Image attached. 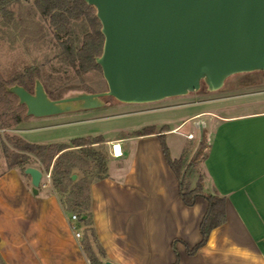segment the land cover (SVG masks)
Listing matches in <instances>:
<instances>
[{"label": "crops", "instance_id": "1", "mask_svg": "<svg viewBox=\"0 0 264 264\" xmlns=\"http://www.w3.org/2000/svg\"><path fill=\"white\" fill-rule=\"evenodd\" d=\"M202 114L169 126L165 141ZM103 143L109 149L106 174L91 181L90 199L104 262L172 264L176 240L178 264H264V108L217 115L203 167L206 186L225 197L226 221L193 255L185 245L200 241L207 201L197 197L193 206L181 201L157 133L120 135ZM175 146L177 158L182 145ZM80 243L54 191L40 184L33 194L17 168L0 173L4 264H89Z\"/></svg>", "mask_w": 264, "mask_h": 264}, {"label": "water", "instance_id": "2", "mask_svg": "<svg viewBox=\"0 0 264 264\" xmlns=\"http://www.w3.org/2000/svg\"><path fill=\"white\" fill-rule=\"evenodd\" d=\"M84 1L101 25L104 39L95 62L107 89L52 98L39 79L32 92L8 86L27 116L102 107L105 96L154 102L197 91L202 83L215 91L231 75L264 72V0ZM24 173L36 194L42 171L28 166Z\"/></svg>", "mask_w": 264, "mask_h": 264}, {"label": "rangeland", "instance_id": "3", "mask_svg": "<svg viewBox=\"0 0 264 264\" xmlns=\"http://www.w3.org/2000/svg\"><path fill=\"white\" fill-rule=\"evenodd\" d=\"M6 9L9 12L0 9V74L4 82L11 85L15 76L22 73L24 69L38 66L42 74L40 81L52 98L69 96L82 91L100 92L107 89L100 67L91 69L81 76L76 75L73 69H69L67 74L56 72L55 69L61 64L53 58L51 43L48 39H38L39 35L35 28L27 26L26 12L28 10L34 12L33 0L12 1ZM11 14L12 17L9 18ZM20 14L26 15L23 21L18 17ZM77 29L79 30L78 27ZM47 37L50 35L48 34ZM26 85L29 91L34 90V82L28 81ZM103 101L102 107L42 117L27 116L25 107L22 109L25 117L23 121L14 127H6L8 130L5 131L1 140L6 142L7 135L19 136L37 144L59 142L69 145L71 139L77 136L91 138L99 136L105 140V138L120 135H135L136 132L153 124L156 130L169 129V126L178 123L182 117L203 110L204 114L191 120L189 125L178 128L175 133L167 135L166 141L174 157L178 149L175 145H182L181 155L185 156L187 162V168L183 169L186 170L185 180L193 186L197 183L199 176H203L204 187L211 189L206 186L207 177L201 160L203 152L200 151L202 143L209 144L218 114L264 108V72L237 73L229 76L218 90L209 91L202 83L197 91L154 102L124 103L111 96L103 97ZM16 103L20 104L18 101ZM16 103H14L15 107ZM95 148L103 153L107 166L108 145L100 143V145L96 144ZM29 163H33V159H30ZM5 169H7V159L2 155L0 142V173ZM17 169L30 186L29 175L25 174L23 169ZM49 170H52V165L48 170L44 168L43 173ZM73 174L75 177H71L72 182L68 184L66 192L60 194L61 199L65 201V207H67L66 199L72 195V192H82L83 187L85 189L87 186L84 183L82 189H79V184L75 185L74 182L85 178L91 183L100 175L97 167L92 163L83 168H74ZM52 182L51 175L50 182H46L48 191H54ZM68 208L66 216L69 226L70 215L77 213V209L72 205ZM78 227L81 232L79 239L82 240L84 236H88L95 257L105 264V257L99 254L100 244L97 238L92 235L91 231H86L82 223L78 224ZM84 254L87 257L86 253ZM88 262L93 264L92 261ZM0 264H4L1 254Z\"/></svg>", "mask_w": 264, "mask_h": 264}, {"label": "trees", "instance_id": "4", "mask_svg": "<svg viewBox=\"0 0 264 264\" xmlns=\"http://www.w3.org/2000/svg\"><path fill=\"white\" fill-rule=\"evenodd\" d=\"M12 1L19 0H0V9L6 12V6ZM34 12L27 11L28 25L34 27L37 32V38L48 39L53 49V58L61 64L56 68V72L67 74L69 69H73L78 76L87 71L99 67L95 62V56L99 55L103 45V35L100 32V22L95 15V8L88 5L84 0H33ZM37 14V16H35ZM26 15L20 14L18 17L23 21ZM12 14L9 15V18ZM25 21V18H24ZM79 28V30L77 29ZM48 34L50 37H47ZM47 37V38H46ZM36 79L42 80V74L38 66L27 67L24 71L13 79L14 83L20 84L26 88L28 81L35 82ZM4 82L0 74V127H14L25 118L22 109L23 104H17L18 98L7 91L8 84ZM16 103V107L14 106ZM167 129L156 130L154 125H149L135 135H145L157 133L165 160L178 181V189L181 201L187 206H193L197 197H203L207 201V209L201 220L199 231L200 241L192 248L185 245L187 253L193 255L199 247L207 241L211 230L226 221V200L225 197L218 194L213 189L204 187L203 176H199L195 185L185 180L187 162L184 155L173 159L165 141ZM5 140H1L2 155L7 159V168L25 169L32 165L37 166L41 171L48 170L52 165L51 175L53 178L54 192L59 198V203L66 213L71 205L77 210L78 222L85 225L86 231H91L96 237L92 225L91 199H90V181L85 178L79 182V189H82L84 183L86 188L82 192H72V195L65 201L61 199L60 194L65 193L68 184L72 182L71 175L74 168H83L92 163L97 167L99 176L106 174V158L103 153L95 148V145L102 144L105 140L102 137H73L70 144L49 143L37 144L29 142L26 139L7 135ZM209 144L202 143L203 152L201 160L204 161L209 150ZM33 159V163L29 160ZM205 176L207 174L204 169ZM68 202V204H67ZM176 241V240H175ZM175 241L172 244L175 252V261L172 264L179 263V254L175 248ZM81 249L87 255L88 261L93 264H102L98 260L91 248L88 236H84L80 243ZM99 254L105 257V252L101 245ZM92 264V263H91Z\"/></svg>", "mask_w": 264, "mask_h": 264}, {"label": "built area", "instance_id": "5", "mask_svg": "<svg viewBox=\"0 0 264 264\" xmlns=\"http://www.w3.org/2000/svg\"><path fill=\"white\" fill-rule=\"evenodd\" d=\"M7 130H8L7 128L0 127V141H1V138H3L5 131H7ZM45 179H46V181H45ZM50 180H51V170L43 173L42 180H41L40 184H42V186H45V185H47L46 182H50ZM78 224H79V222H78L77 214L76 213L71 214L70 218H69V228L71 229V231L73 232V234L76 238L81 237V232L79 230Z\"/></svg>", "mask_w": 264, "mask_h": 264}]
</instances>
